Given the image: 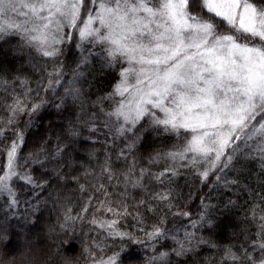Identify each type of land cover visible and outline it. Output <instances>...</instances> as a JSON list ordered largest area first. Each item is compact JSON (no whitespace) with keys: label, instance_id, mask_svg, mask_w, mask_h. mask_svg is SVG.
<instances>
[{"label":"snow or ice","instance_id":"6c2138e0","mask_svg":"<svg viewBox=\"0 0 264 264\" xmlns=\"http://www.w3.org/2000/svg\"><path fill=\"white\" fill-rule=\"evenodd\" d=\"M0 42L40 74L35 87L28 76L0 75V91L13 97L5 102L7 117H0L7 161L0 174V261L14 264L8 252L43 235L62 259L85 264H126V256L127 264H181L173 256L190 255L196 264L202 246L212 252L204 257L208 264L221 251L219 264H264V0H0ZM113 72L111 90L86 108L91 92L83 83L91 89V80ZM48 106L67 113L66 127L51 151L49 137L21 156L27 132ZM148 133L175 142L138 169L136 153ZM81 137L101 147L89 149V164L73 174ZM241 159L257 162L256 188L228 177ZM120 162L125 167L118 171ZM182 169L186 181L198 179L210 191L231 189L237 197L247 191L256 231L245 225L238 251L203 234L214 227L219 207L211 197L200 198L195 214L175 203ZM73 181L84 200L79 210L62 195ZM154 182L160 191L150 192ZM236 203L230 197L224 207ZM50 205L58 210L55 222L41 219ZM146 212L163 214L149 227ZM10 237L19 242L15 249L5 245ZM76 238L78 255L61 250ZM130 245L139 246V260L127 252Z\"/></svg>","mask_w":264,"mask_h":264},{"label":"trees","instance_id":"16d2710c","mask_svg":"<svg viewBox=\"0 0 264 264\" xmlns=\"http://www.w3.org/2000/svg\"><path fill=\"white\" fill-rule=\"evenodd\" d=\"M16 41L12 40L10 41L11 44H15ZM10 45H5L2 42H0V75L6 76L9 80H12L14 76L20 75V76H28L31 78V87L36 86V81L39 79L40 74L35 72L31 66H29L27 63H25V56L15 54L12 51V48ZM74 67V65H71ZM96 66H99V62H96ZM47 69L50 71L52 69L51 62L48 63ZM89 78L91 79L92 73L89 71L86 73ZM116 74L113 73H106L103 76H97L95 80H91V83L93 87L89 89L88 83H83V88L85 90V93L91 92V95H86L84 98V104L85 107L88 108L93 101L96 100L98 95H101L102 92H107L111 90V85L115 82L113 77ZM46 82V80H45ZM16 86L18 87V82H16ZM60 94H63V89H60ZM41 95H44L43 91H41ZM0 117L6 118L8 113L5 109V102L10 103L13 99L12 95L10 93H5L0 91ZM49 99L53 100L54 102H58L55 97H52L49 94ZM72 113L73 118L75 117V113L79 111V107L75 106L72 107ZM66 117L67 113H65L63 116L59 115L56 111V109L52 106H48L47 110L42 111L40 114L39 122L36 123L31 127V129L26 134V142L22 147V151L20 153L21 156H26L28 152L36 150L42 140L49 139V150H52V146L56 143V137L58 135H61V127H66ZM27 120V116H24L20 122V127L24 126V122ZM84 136L87 135V132L85 131L83 133ZM11 134L9 133V142L11 140ZM175 142V138H166L164 136H156L154 133H148L146 134L145 139L142 141L140 145L139 152L136 153V155L140 158L141 164L137 166L139 167L144 166L148 167L147 164V157L154 153L157 150H163L169 147L172 143ZM76 151L72 153L73 158L75 160L73 174L81 173L83 172L82 163L84 165L89 164V159L87 152L91 148H100L101 146L99 144H92L91 142H85L83 140V137H81V140L79 143L75 146ZM116 156L115 153L112 155V160L115 161ZM99 160H103V154L101 153L99 155ZM6 153H0V174L3 172V166L6 164ZM96 160L91 161L93 165L96 164ZM129 162H131V157H129ZM37 171H39V166H34ZM51 167V165H49ZM125 167V164L123 162H120L117 165V170L123 169ZM163 165L158 166H152V171H160L162 170ZM67 171V169H65ZM258 171V165L256 161L248 160L245 161L241 159L239 163L236 164V166L231 169L228 173V177L230 179L235 178L240 181V184H249L250 187L256 188L257 181L256 177L252 175V173ZM185 170H181V176L176 181V186L179 189V196L175 199V203L181 206L182 210H187L195 214L199 210L200 206V198L202 196H205L206 194L211 197L210 203L213 205L219 204V207L214 208L211 219L214 221V227L211 229L206 228L204 230V235H212L215 242L219 245H225V244H235L237 245V251L239 250L238 246L239 244L244 241V235L242 233V229L245 227V225L251 226V232L255 233L256 228L250 219L251 216V207H252V201L248 200L247 203L245 201L247 200L248 194L247 191L242 190V194L239 195V197L235 196L233 193V190L231 189H224L220 188L219 192L217 191H210L209 187L207 185H202L200 181L188 179L185 180ZM212 179H215L213 177ZM81 183H85L83 179L80 181ZM20 184H23L22 181L19 182ZM104 183H107V180L104 181ZM115 183V181L113 182ZM212 181L209 180L208 184H211ZM161 185L154 182L153 187L150 189V192H156L160 191ZM69 191H65L62 193V195H65L69 197V202L75 201L77 204V209L79 210V206H82L84 203L83 199H80V191L79 187L76 184V182H70L68 184ZM75 191H70V190ZM89 189L91 190V186L89 185ZM109 191H112V188L109 186ZM89 193H85L84 196L86 197ZM101 193H96L97 197H101ZM133 195L140 199L143 195L140 191H135ZM191 196V200L189 197ZM233 198L237 201L235 206H229L228 208H225L224 205L227 203L229 198ZM147 199V197H144ZM129 204H133L134 201L129 200ZM163 207V205H161ZM261 207H264V203H261ZM144 211V209H141ZM173 212L176 211V209H172ZM58 212V210H57ZM57 212H53L51 205L48 210H46L41 216V219L47 218L49 222H55ZM164 212H167V209L164 208ZM257 212H259V209H257ZM162 212H157L155 215L146 212L148 226L150 227L151 224L158 219L160 215H162ZM39 215V214H38ZM169 218L171 217V213H168ZM129 223H131V220H129ZM186 223V221H185ZM171 226V225H169ZM138 235H142L141 233H137ZM91 235V234H90ZM252 239H255L256 237L253 235L251 237ZM53 239H56L53 237ZM62 239V237H61ZM41 246H46L52 249H56V244L53 243L52 240H49L46 236H43L37 241ZM19 242L16 240L15 237H10L9 241L5 242V245L9 249H15L16 245ZM127 243V242H126ZM168 247H171V243H168ZM81 244H80V238H76L72 241V243L69 246H63L62 251L66 252L68 254L72 255H78L80 252ZM19 250L15 251H9L8 256L12 257L18 254ZM127 252L132 256L133 259L139 260L142 256L141 250L139 246L136 245H130L127 249ZM212 254L211 250L208 246H202L197 253L198 260L196 264H208L204 260L205 256H208ZM222 255V251L220 253H216L213 255V258L210 262V264H219V257ZM173 259H179L181 264H194L193 259L190 256L184 257V258H176L173 256ZM125 261L127 264L128 257H125Z\"/></svg>","mask_w":264,"mask_h":264},{"label":"clouds","instance_id":"9594fccd","mask_svg":"<svg viewBox=\"0 0 264 264\" xmlns=\"http://www.w3.org/2000/svg\"><path fill=\"white\" fill-rule=\"evenodd\" d=\"M63 253L55 249L41 246L33 241L27 248H22L15 256L14 264H85L83 259L66 261L62 259ZM0 264L4 262L0 261Z\"/></svg>","mask_w":264,"mask_h":264}]
</instances>
